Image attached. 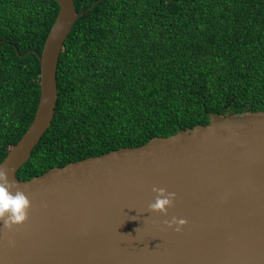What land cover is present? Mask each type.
<instances>
[{
	"label": "water",
	"instance_id": "obj_1",
	"mask_svg": "<svg viewBox=\"0 0 264 264\" xmlns=\"http://www.w3.org/2000/svg\"><path fill=\"white\" fill-rule=\"evenodd\" d=\"M55 1L41 53L16 49L37 55L40 90L0 162V264H264V110L17 177L54 117L64 41L99 0Z\"/></svg>",
	"mask_w": 264,
	"mask_h": 264
},
{
	"label": "trees",
	"instance_id": "obj_2",
	"mask_svg": "<svg viewBox=\"0 0 264 264\" xmlns=\"http://www.w3.org/2000/svg\"><path fill=\"white\" fill-rule=\"evenodd\" d=\"M98 0H74L81 12ZM55 0H0V162L32 121ZM52 122L17 170L54 166L264 110V0H99L59 56Z\"/></svg>",
	"mask_w": 264,
	"mask_h": 264
}]
</instances>
